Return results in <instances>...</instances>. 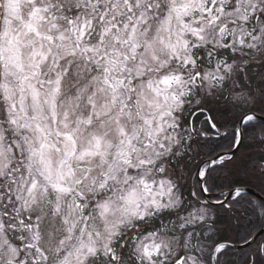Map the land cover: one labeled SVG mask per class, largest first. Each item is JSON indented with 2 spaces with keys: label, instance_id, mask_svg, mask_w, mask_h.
<instances>
[{
  "label": "snow or ice",
  "instance_id": "obj_1",
  "mask_svg": "<svg viewBox=\"0 0 264 264\" xmlns=\"http://www.w3.org/2000/svg\"><path fill=\"white\" fill-rule=\"evenodd\" d=\"M0 8V264H264V0Z\"/></svg>",
  "mask_w": 264,
  "mask_h": 264
},
{
  "label": "clouds",
  "instance_id": "obj_2",
  "mask_svg": "<svg viewBox=\"0 0 264 264\" xmlns=\"http://www.w3.org/2000/svg\"><path fill=\"white\" fill-rule=\"evenodd\" d=\"M3 4V0H0V5ZM3 9L0 8V12H2ZM165 35L166 34H162ZM152 37L150 36L149 39ZM143 39V38H142ZM155 51L156 54L160 55L161 58L164 57L166 50L163 48V46L160 43L159 38H156L153 40V43L149 46L148 51L145 53L146 58L150 59L152 52ZM157 73H152L153 77H156ZM160 90L163 93L164 92V86H160ZM140 96H141V103L143 105V112L141 115L148 114L150 111H152L155 108V105L157 102L163 103V95H161L159 98H157L154 93L147 87L144 86L140 90ZM152 102V107H149L148 102ZM129 130H133V126L138 130L141 126L142 122L138 119H133L132 121H127ZM110 158V157H109ZM91 166L97 170V172L101 169L102 164L99 159L92 160ZM259 167L264 168V161L259 162ZM147 170L145 169H137L134 172V178L133 179H125L123 172L121 171L120 174V180L112 185V190L110 192L105 193V198L110 201L111 208L109 212V219H116L118 218L121 213L123 212L124 208L126 207L125 200L122 197H128L129 201L132 203L135 202V199L137 197H143L145 195L144 188L141 183H139V178L144 177L145 179H151V177L154 175H147ZM95 199V195L92 197ZM97 223H101L99 219H97Z\"/></svg>",
  "mask_w": 264,
  "mask_h": 264
}]
</instances>
